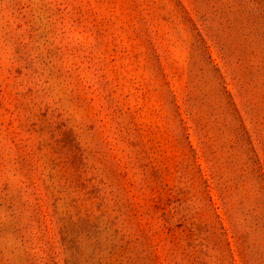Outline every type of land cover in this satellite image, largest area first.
<instances>
[{
    "label": "rangeland",
    "instance_id": "obj_1",
    "mask_svg": "<svg viewBox=\"0 0 264 264\" xmlns=\"http://www.w3.org/2000/svg\"><path fill=\"white\" fill-rule=\"evenodd\" d=\"M0 264H264V0H0Z\"/></svg>",
    "mask_w": 264,
    "mask_h": 264
}]
</instances>
